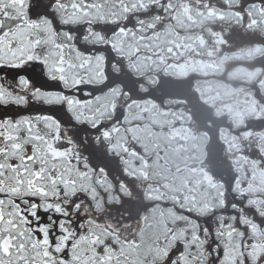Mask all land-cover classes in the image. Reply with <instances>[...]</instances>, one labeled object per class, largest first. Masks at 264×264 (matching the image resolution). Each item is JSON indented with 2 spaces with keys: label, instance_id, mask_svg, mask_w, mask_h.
Instances as JSON below:
<instances>
[{
  "label": "snow or ice",
  "instance_id": "obj_1",
  "mask_svg": "<svg viewBox=\"0 0 264 264\" xmlns=\"http://www.w3.org/2000/svg\"><path fill=\"white\" fill-rule=\"evenodd\" d=\"M95 7L90 0H0V108L63 107L74 122L83 118L90 101L77 95L85 67L77 61L91 53L77 40L81 29V42L96 31L82 20ZM37 66L39 76H29ZM66 127L53 114L0 118V264H127L98 205L88 202L94 192ZM254 203L213 215L203 233L199 220L182 226L158 252L166 264H264V212Z\"/></svg>",
  "mask_w": 264,
  "mask_h": 264
},
{
  "label": "flooded vegetation",
  "instance_id": "obj_2",
  "mask_svg": "<svg viewBox=\"0 0 264 264\" xmlns=\"http://www.w3.org/2000/svg\"><path fill=\"white\" fill-rule=\"evenodd\" d=\"M59 27L57 25L58 29ZM92 28L96 31L89 33V37H92L91 43H89V39L84 42L80 41L79 36L83 35L82 29L77 40L81 50L89 52L95 57H100L95 60L98 64L94 70L95 75H88L86 71L84 73V69H81L78 73L84 83L80 86V91L77 95L81 100L90 101V103L83 106L82 111L84 115L79 122H74L73 118L64 111L63 107L48 108L38 105H31L20 109L0 108V118L4 116L43 113L53 114L60 119L63 124L67 125L61 131L62 134L73 141V152L75 153V147L80 151L79 154H75L79 158L81 170L86 173V185L94 192V198L88 202L92 205H98L96 211L105 221L107 229L116 235L121 245L125 246L123 248H127L128 246L136 245L135 242L138 241V235L143 230L142 228L158 225L162 228L156 231L160 241L158 249H161L165 246L164 242L170 241L173 235H180L179 229L182 227L180 223H183V226H185L182 220L174 217L170 219L167 214L169 209H175L178 212L184 211V207L186 206L184 196L180 199V197L178 198L170 194V192L179 194L183 189H173L172 182L167 179L157 181L156 175L160 172V168L155 167L157 169H154L153 172L152 164L150 167L148 165L147 169H145V171L148 168L150 169L151 183L143 181V186L133 174L132 177L130 175L127 178L123 174L121 167H125L126 165L125 168L131 169L128 159L135 155L136 150L133 149V152L120 151L121 132L125 130L128 133V130L138 129L137 135L138 133L142 134L140 141L136 138V142L128 135V140L122 142L123 147L127 144H134L140 150L138 159H135L133 162L140 161L143 164L144 161L142 160L146 161V150L154 146V150L148 156H154L153 162L157 160V164L160 165V161L170 158L169 155L171 154L172 157L177 155L183 159V152L178 153L175 150V148L179 149V146L171 135V131L174 129L169 127L171 123H174L175 118L168 115L162 118L159 113H168L164 112L165 107L157 105L158 107L154 109V106H151L149 97L146 100L147 105H142L145 98L140 99L137 86L128 82L127 75L123 76L122 71L126 69V62L130 66L136 64L138 58L137 48L132 51L129 61H126L125 57L121 54L123 44L126 45L123 41H112L111 38H115L111 37L113 33L103 30L100 24L99 27ZM98 34L101 35L104 41L106 40V36L110 35L107 39L108 45H104L103 41L99 44L95 42V35L98 36ZM97 45L99 46L97 47ZM149 60L151 59L149 58ZM155 60L160 62V60ZM81 62L85 63L86 61L82 60ZM86 65H88L87 62ZM31 67L32 64L26 66L29 69ZM16 71L23 73L24 69ZM27 74L32 77H38L40 67H36L35 73L29 71ZM123 77L125 78L124 81ZM85 92L88 95H85ZM200 109V107L196 109L199 111V117L194 116V121L196 124H199L198 129H201L202 122L206 123L208 119L214 120V113L216 112L212 111V114L206 116L204 118L205 121H203ZM143 110H146L147 113ZM150 111H153V113ZM142 113L144 114L143 118ZM181 117L182 115L178 118ZM140 118H142V121L138 122ZM178 125H181L180 121ZM175 128L184 130L186 127ZM222 158H227V155L224 154ZM141 171L138 173H141ZM171 171L174 172L173 170ZM134 173L137 175V170ZM218 176L224 177L229 175L222 174ZM147 180H149V177H146ZM153 182L157 183L154 187ZM105 183L107 184L105 185ZM159 183H162L161 187L158 186ZM169 185H172V189H170ZM172 199L176 202H170ZM138 226L141 228L138 229ZM125 241L127 242L126 244L124 243ZM158 249L155 255H148L149 264H166L164 257L160 255ZM180 251L181 248L177 245L173 249L171 257L175 258ZM128 257L127 255L125 256L127 264H130Z\"/></svg>",
  "mask_w": 264,
  "mask_h": 264
},
{
  "label": "trees",
  "instance_id": "obj_3",
  "mask_svg": "<svg viewBox=\"0 0 264 264\" xmlns=\"http://www.w3.org/2000/svg\"><path fill=\"white\" fill-rule=\"evenodd\" d=\"M122 1L124 2L122 3L120 0H92V3L96 5L93 9V15L98 18V24L100 26H105L102 27L103 30L113 33L111 37H116L124 33L128 38L129 48H135V45H137L136 48L139 54L137 55L136 64L130 66L126 62L125 67L127 70H123V72L127 75L128 82L137 86L139 94L144 96L152 94L150 98L154 100L159 99L161 101L163 86L167 81H173L176 85L182 79L188 84L204 79L205 81H212L209 83L207 90H213L214 88L217 90V82L220 79L217 73V66H221L217 65V60L222 59V57L228 58L230 55L235 56L240 54L241 56L239 57L242 58L243 55L247 54V50H251L253 47L259 48L261 51L264 50V0H251L245 9L246 12H243L241 7H239L240 0ZM127 4L130 7L129 12L126 10ZM236 8L238 9V13L234 12ZM221 11H229L231 14L226 17H221ZM126 12L131 14L129 21ZM182 18L184 21L181 20ZM140 20L142 23L139 26L136 22ZM118 29H123V31H117ZM155 59L160 60V62H157ZM208 60H211V62L212 60H216L215 65ZM232 62H235L238 66L255 68L253 62L249 63L244 57L243 59ZM204 66H208V69H204ZM196 68L204 73H191L188 75V79L193 77H195L194 80L196 78L198 79L195 81H187L186 74ZM225 77H227L226 70L223 79L228 81L229 78ZM201 84L203 86V83ZM234 86V88H239L244 86V82L242 85L234 84ZM172 88L175 87L170 85V89ZM250 89H252V85H250ZM191 92L193 94L192 98L195 99L191 103L193 109L195 108L196 110L199 105L203 108H201L203 121H205L204 118L206 116L212 114V111H216L214 113V120H206V123L208 122L212 127L208 131L203 130L200 144L204 145L208 140L207 144L211 145L214 143L215 145H221L222 143V145L226 146L230 140H227L225 137L226 140L222 139L221 142L224 133L219 127L222 125L220 121L224 117H220L219 115L221 113H218L221 110L220 108L224 109V107L218 109L217 106H212V108L210 107L212 105L211 102L204 98L206 96L203 93L200 97L194 91V88ZM253 92L256 96L257 90H253ZM235 93L233 92L234 95H237ZM238 95H242V92H239ZM258 98L260 103L264 105V95L259 93ZM196 101L199 104L198 106L194 103ZM157 105L164 106V112H168L167 114L159 113L162 118L167 115L172 118L175 115L178 118L180 115L184 116L185 114L186 118L191 119L190 115L194 118L192 111L186 112L190 109V105H187V103L181 104L171 97L166 104L161 102L160 104L157 103ZM207 106L209 107L206 108ZM258 124L261 127L264 126V119H258L257 122L251 121L244 130H256ZM229 129L233 131L231 127ZM241 130L240 128L239 131L242 132ZM221 149L223 152L226 151L223 148ZM227 157L231 160L229 154H227ZM218 178L222 180V186L215 190L210 189L211 193L204 201L206 203L207 200H211L207 205L198 203L195 206H189L187 202L189 200L193 202L190 198L194 193L193 191L188 196L185 195V191L179 192V194L170 192L172 196L180 197V199L184 196L186 203L184 211H174L170 219H173L172 217L178 218L187 225L199 220L200 229L196 230L203 233L201 226L204 227L207 223L209 228H211L214 223L212 220L213 215L221 212L230 213L232 211L231 205L234 203L240 204L241 206L240 202L242 198L246 197V193L244 191L243 193H235L233 187L234 177L230 176V181H228L229 176H218ZM169 186L172 189V185ZM177 186V184L173 185L175 188ZM224 199L226 200V207L224 205ZM171 201L174 202L175 200L172 199ZM217 205L220 206V209H218ZM211 209H215V212L210 211ZM234 214L239 215L240 213L237 212ZM188 218H191V221Z\"/></svg>",
  "mask_w": 264,
  "mask_h": 264
},
{
  "label": "rangeland",
  "instance_id": "obj_4",
  "mask_svg": "<svg viewBox=\"0 0 264 264\" xmlns=\"http://www.w3.org/2000/svg\"><path fill=\"white\" fill-rule=\"evenodd\" d=\"M122 3L124 1L120 0ZM130 2L131 0H127ZM92 3V0L90 1ZM251 0H240L239 1V7H241L243 12H246V7L249 5ZM253 2V1H252ZM121 6V5H120ZM128 7V8H127ZM126 10L129 12L130 7L127 4ZM93 9L89 8L88 16L82 17V20L86 22V24H90L92 27H99V20L98 18L93 15ZM234 12L238 13V9L234 10ZM240 13V12H239ZM128 21L130 13H127ZM231 13L229 11H221L220 16L226 17L230 15ZM192 19V17H190ZM138 20V19H137ZM184 21V19H181ZM136 23L141 25V20L137 21ZM105 27V26H100ZM110 37V35L106 36V40L101 38V35L98 34V36L95 35V42L98 44L100 42H104V45H108L107 39ZM91 38H89V43H91ZM112 41H123L124 43H128L127 36L123 33L122 35L119 34L115 38H111ZM137 45H135V48ZM135 48H126L122 46L121 54L125 57L126 61H129L132 51L135 50ZM116 49V48H115ZM117 50V49H116ZM137 53L139 54V51L137 49ZM240 55L235 56H229L228 58L222 57V59L217 60V66L218 68V77L220 78L218 80V87L217 90L214 88L213 90H207L209 83L212 81H205L204 79L198 80V82H192L188 84L185 80H181L178 82V84L175 85L173 81L168 82L163 86V93L162 97L160 98L161 101L154 100L150 97H152V94H149L148 96H144L142 94H139L138 96L140 99L145 98V100L142 102V105H147V98L149 97V100H151V106H154V109L157 106V103L160 104L161 102H164L165 104L171 97L173 100L178 101L181 104L187 103V105H190L193 101H195L193 97V94L191 90L196 91L198 95L201 97V94L203 93L208 101L211 102L212 105L210 107H224V109L220 108L221 110L218 112L220 117H224L223 120L220 121L222 124L219 128L224 133V136L221 138L226 140L229 139L226 146L222 145H215L214 143L207 144V142L204 145L199 144L198 140L196 138H201V131L207 130L212 127L211 125L207 123L203 124L201 127V130H198V125L194 121V118L190 115L189 119L186 118V114L182 116L181 118H175L174 123L170 124V128L174 129L171 131V135L175 138V141L177 142L179 149L175 148L178 153L183 152V159L181 157H178L175 155L172 157L169 155L170 158H167L169 160H161L160 165L157 164L158 161L155 160L153 162L154 156L150 155L148 156L153 150L154 146L152 148H148L146 161L142 162H133L135 159H138L140 150L137 148L136 145H125L122 146V142L124 140H128V135H130L131 139L136 141V138H138V141L142 139V134L138 133V129L135 130H128L126 133L125 130H122L121 132V150L120 151H129L133 152V149L136 150L134 153L135 155L128 159V163L131 164V169L128 170L125 165V167H121L123 174L127 177L133 176L140 181V183L143 185V181L147 183H151L149 171L147 166L149 167L152 164V171L154 172V169H157L155 167L160 168V172L156 175V180H170L172 182V185L177 184L178 186L176 188L173 187V189H183L182 192L185 191V195L188 196L190 192H194L190 198L193 200L191 202L190 200L187 202L189 206H195L196 204H205L207 205L210 203L211 200H207L206 203H204L205 199L208 197V195L211 193L210 189L215 190L214 188H220L222 186L221 181L218 179V175H229L228 181L231 180L230 176L234 177V191L235 193H243V191L246 193V197L242 198L241 207L243 208L245 200L258 202L254 203L252 207H259L261 212H264V126L261 127L260 124L256 127L257 129H251L248 131H245L244 128L250 124L251 121L257 122L258 119L263 118L264 119V105L260 103L258 94L264 95V50L261 51L259 48L253 47L251 50H247V54L243 55L244 59L248 60L249 63H252L255 65V68H249L247 66H238L235 62L239 59H243V57H239ZM100 57H95L94 55H90L89 57L82 58L83 61H86L88 65H86L84 69L88 72V75H95L94 70L98 66L96 59H99ZM212 58V56H211ZM213 59V58H212ZM210 63H213L215 65L216 60H208ZM80 63L81 61H77ZM85 62V64H86ZM208 65V63H206ZM231 64H233L231 66ZM211 65V64H210ZM29 66V65H27ZM204 69H208V66H204ZM127 69H125L126 71ZM226 74L229 78L228 81L224 78V74ZM209 71V70H208ZM207 71V72H208ZM198 72H202L200 69H192L190 70L186 75L187 81H195L198 78L194 80L195 77L189 78V74ZM123 76H125L124 72L122 71ZM202 76V74H201ZM125 78L123 77V81ZM231 80V82H230ZM244 86H241L239 88H234L235 85L243 84ZM172 88L170 89V85ZM203 83V86L202 84ZM216 83V84H217ZM246 85V87H245ZM250 85H252V89H250ZM178 86V87H176ZM216 86V85H215ZM234 86V87H233ZM211 87V86H210ZM253 90H257V95H254ZM233 92L237 93V95H234ZM239 92H242V95H238ZM235 93V94H236ZM238 97V98H237ZM192 98V99H191ZM157 102V103H156ZM196 106L199 104L194 102ZM202 108V106H198ZM207 106L206 108H208ZM212 107V108H213ZM205 108V107H204ZM189 109V107H188ZM203 109V108H202ZM200 109V110H202ZM146 112V110H143ZM193 112L194 116L199 117L198 110L193 109L192 104L190 105V109L186 112ZM153 113V111H150ZM147 113V112H146ZM142 118L144 117V114L142 113ZM262 116V117H261ZM142 118L138 120V122L142 121ZM226 118V120H225ZM179 121L181 125L179 124ZM229 123H227V122ZM198 123H200L198 121ZM185 126L186 128L182 130L181 128H175V127H181ZM74 127V125H73ZM229 127L232 128L233 131H230ZM259 127V128H258ZM242 129L240 132L239 129ZM144 138V136H143ZM184 140V141H179ZM218 140V138H217ZM207 144V146H206ZM183 148V150H182ZM225 149L226 155L229 154L231 156V160L227 158L223 159L222 155L219 153H222ZM76 154H79L80 151L75 147L74 149ZM193 152L198 153L196 155H192ZM209 153L208 156H206ZM216 154V155H215ZM211 158V160H210ZM179 159V161H178ZM146 163V164H144ZM137 164V165H135ZM154 164V165H153ZM169 166V168H168ZM137 170V173L141 171V173H138L137 175L134 173V171ZM173 170L174 172H172ZM146 177H149V180L146 181ZM128 178V177H127ZM161 178V179H160ZM129 181V179H128ZM107 183H105L106 185ZM140 184V185H141ZM154 185H157V183L153 182ZM206 185H209L208 187ZM144 186V185H143ZM159 187L162 186V183L158 184ZM203 189V191H201ZM163 192V191H161ZM185 198V197H184ZM231 199V198H230ZM173 202V201H170ZM226 203V200L224 199V205ZM223 205V206H224ZM240 205V204H239ZM218 209H220V206L217 205ZM175 209H169L167 211L168 217L172 216ZM244 213L250 214L251 213V207L244 208ZM187 225V224H184ZM180 226H183V223H180ZM189 226L195 227L194 223L190 224ZM141 227L138 226V229ZM204 227L201 226V229ZM143 230L138 235V241H136V245L128 246L127 248H124V252H127V256H129L128 261L130 264H149L148 262V255L149 254H156V250L160 246L159 238L156 234L157 230H161L162 228L158 225L154 226H148L142 228ZM200 229V227L198 228ZM122 247H125L124 245ZM154 260V258H153Z\"/></svg>",
  "mask_w": 264,
  "mask_h": 264
}]
</instances>
